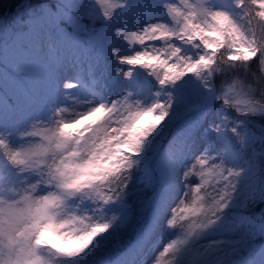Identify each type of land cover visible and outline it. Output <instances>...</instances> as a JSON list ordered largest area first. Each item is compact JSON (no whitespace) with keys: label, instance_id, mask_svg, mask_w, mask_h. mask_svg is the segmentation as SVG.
<instances>
[{"label":"snow or ice","instance_id":"6c2138e0","mask_svg":"<svg viewBox=\"0 0 264 264\" xmlns=\"http://www.w3.org/2000/svg\"><path fill=\"white\" fill-rule=\"evenodd\" d=\"M151 7L146 0H89L77 5L75 18L61 6L56 12L35 16L27 32H15L19 42L0 60V88L12 89L17 101L5 108L0 100V158L4 161L0 166V264H79V258L105 244L120 218L77 215L69 212L68 201L78 197L103 205L121 202L132 171L141 165L145 153L159 147L175 120L192 113L199 115L173 134L162 153L164 194L150 225L129 250L135 260L147 256L166 212H170L166 226L178 229L180 235L166 243L151 264H180L199 237L228 226L229 209L264 199V182L244 189L233 182V177L251 167L239 172L229 167L226 161L235 159L236 153L223 136L231 132L244 148L246 136L238 129L251 123V117L264 116V103L257 100H264V0H231L230 6L216 0H179V4L160 0L162 14L153 13ZM65 19L74 25L71 32L61 26ZM117 22L122 26L117 27ZM41 24L44 27L35 31ZM117 41L123 49L116 46ZM108 55L114 63H103ZM85 63L87 82L80 71H74L72 79L61 85L60 74L66 67L79 69ZM101 63L103 82L96 76ZM138 69L157 85L148 105L133 99L131 89H120V81L137 84ZM218 74L225 76L219 88ZM188 77L199 85L194 86L191 100L175 92L187 86ZM81 85L92 97L75 100L82 111L58 104L61 86ZM213 101L240 119L233 122L218 111L208 128L226 147L186 165L192 141L207 115L200 109ZM41 108L48 113L46 119L31 116ZM22 117L37 122L31 131H19L13 125ZM14 133L32 146L17 150L10 139ZM181 169L183 179L195 175L199 183L188 185L183 199L171 208ZM32 175L37 177L35 182L28 180ZM41 186L49 190L42 192ZM247 224L233 252L238 246L251 247L257 235H264V223L249 219ZM260 256L264 264V248Z\"/></svg>","mask_w":264,"mask_h":264},{"label":"rangeland","instance_id":"374dc122","mask_svg":"<svg viewBox=\"0 0 264 264\" xmlns=\"http://www.w3.org/2000/svg\"><path fill=\"white\" fill-rule=\"evenodd\" d=\"M61 2L62 0H57L56 6H43L35 11H32L30 13V16L26 20H22L20 17H18L16 21L17 26L20 27L19 32H27L28 25L32 23V19L42 12L58 11L60 9L58 5H60ZM87 2H89V0H76L77 5H81ZM146 2L152 5L150 10L153 13L162 14V10L158 7L160 0H146ZM175 3L179 4V0H175ZM216 3L230 6L231 0H216ZM68 15H71L73 16V18H75L78 15V9L75 8L74 10H68ZM70 24L74 26L71 22ZM116 26L120 27L122 26V23L117 22ZM41 29L42 27L39 25L35 28V31L39 32ZM24 35L27 36L28 34L25 33ZM3 36H6V34H4ZM18 42L19 36H17L16 34L13 37L9 36L7 38H4V40L1 41L2 53L0 60L4 59V54L7 53V51L13 44H16ZM116 46H119L122 49L124 47L119 41H117ZM29 47L31 48L30 42ZM110 62L114 63L113 58L108 55L105 57L103 63L106 64ZM103 63L98 65V67L96 68V76L97 78L101 79V82H103V77L101 76V72L104 66ZM115 66L118 67V65ZM74 71H80L84 76L85 82H87L88 65L87 63H85L79 69H73L71 66L66 67L60 74L61 85L63 84L64 80L72 79ZM135 80L139 87H137V84H133L132 82L120 81V89L129 88L134 92L133 99H139L144 105L150 104L155 98V92L158 90L154 78L147 76V74L143 70L138 69V75L135 77ZM186 84L187 86L180 87L175 90V92L178 96L183 97L185 100H191L195 95V87H198L199 85L194 77H188L186 80ZM97 90L103 91V89L99 85H97ZM66 97H72L74 99H68ZM91 98V95L86 91L83 85L78 86L74 89H64L61 86L58 93V104L60 106L68 107L70 110L75 108L76 111H82L83 109L79 105L75 104V100H87ZM164 98L165 97L163 96L161 97V99ZM0 100H2L3 106L5 108H12L17 103L15 93L12 89L7 87L0 88ZM218 111L224 115L229 116L231 118V121L233 122H238L240 119L239 115L234 113L233 111L223 109L219 101H213L202 107L200 109V112H206L207 115L203 119V122L200 124L199 130L196 132L195 137L192 141L191 152L184 161L186 165L194 163L195 157L197 156L205 154L215 155L216 152H218L221 148L226 147L224 141L220 138V136L208 128L210 122L217 120ZM47 115V111L43 108L38 109L31 114V116L34 118L43 119H46ZM195 115H199V113L188 114L182 118L175 120L169 127H174L173 133L171 135H169V133H165V135L160 138L159 147L156 150L147 151L144 155V159L146 160V163L143 167L144 182L150 187H158V191L155 194L154 199L148 203V206L145 209V212L149 216L148 219L150 220V223L152 215L158 208L165 190V167L162 160V153L167 147L168 142L171 140L173 134L178 129L183 128L187 125L188 121L193 118H188L189 116ZM251 119V123H247L238 129L246 136V147L241 148V146L236 141V137L233 136L231 132L223 133V136L230 142L227 147H230V149L236 153L235 159H227L226 162L228 163L229 167H232L234 172H239L241 171V169H249L251 167V171L242 173L240 177L232 178V180L235 179L237 182L243 183L242 189L250 187L253 184L259 185L260 182H264V179H258L261 176L258 172H262V174L264 175V156L260 155V153L264 151V148H262L264 147V126L261 125V123H258L255 117H251ZM34 123L37 122L29 121L27 117H22L15 120L13 122V125L19 131H31L32 124ZM10 139L11 143L17 150H19L21 147L28 148L32 146L30 142L20 138L19 135H16L15 133ZM253 147L255 148L256 155H253ZM3 162V159L0 158V166L3 165ZM217 163H219V161H217ZM182 172L183 169L180 170L177 178V187L174 198L170 199L169 201L171 208H174L176 206L178 200L183 199L184 193L188 190V185L195 186L199 183V179L195 175L188 178L187 180L183 179ZM36 179L37 177L35 175L28 177L29 182H35ZM213 183H215V181H213ZM48 190L49 189H47L46 187L41 186L42 192H46ZM78 206L82 208L80 215L93 216V218L97 220L101 215L106 220L110 219L113 215H116L120 218L116 223L118 224V226L121 225V220H124L123 225H125L130 218L127 209L119 208L115 210L110 204L103 205L102 202H93L87 206H81L80 202L78 203ZM236 208L237 207H234L228 210V226L224 229H217L213 232L205 233L204 235L199 237L194 242L192 252L187 256L181 257L180 264H239L240 261H243V259L251 252L252 246H238L237 252L232 251L233 247L236 246L235 242L240 240L248 229V224L244 220L245 216L241 214L243 212L234 211ZM239 208H242V206ZM169 215L170 212L164 213L160 226L153 235L152 241L150 243V251L143 259V261H141L139 258L135 260V255L129 252V254L123 261L116 264H151V260L155 256L159 255V252L162 250L164 245L170 242L172 239H176L177 236L180 235V231L178 229H169L166 226ZM259 218L260 216L258 215L257 219ZM149 225H147L144 232ZM115 226L116 225H114V228ZM260 260L261 256L253 264H260Z\"/></svg>","mask_w":264,"mask_h":264},{"label":"trees","instance_id":"16d2710c","mask_svg":"<svg viewBox=\"0 0 264 264\" xmlns=\"http://www.w3.org/2000/svg\"><path fill=\"white\" fill-rule=\"evenodd\" d=\"M55 5L54 0H0V41L3 34H12L19 32V28L16 27V18L21 17L22 19H27L32 11L37 10L44 5ZM73 29H68L71 32ZM54 56V53H53ZM0 57H1V43H0ZM225 80L223 74H218L216 77V86L220 87L221 83ZM260 103H264V100H260ZM257 121H262L264 124V116L256 115L254 116ZM165 133L171 135L173 130L171 128L166 130ZM162 138V137H161ZM169 138V136H168ZM144 164V158L142 159L141 165L134 168L132 171V179L128 184L126 194L123 200L119 203L113 202L116 206H123L129 208L131 213V218L125 227H119L116 229L115 234L107 240L105 244L101 247L93 249L92 252L86 257H81L79 264H102L109 260H113L119 253L125 251L134 241L143 233L144 228L148 225V222L143 218V210L147 206V202L152 200L153 194L157 188H150L143 181L142 167ZM81 199L74 197L72 201L68 204V209L70 212L74 211L75 214H79V209L77 208V201ZM84 204L92 203L94 201L85 198L81 200ZM242 210L248 216L262 215L264 222V203L258 202H248L244 208H238ZM264 243V239L258 244L255 255L258 253L259 249ZM254 255V257H255ZM120 258V255L118 256Z\"/></svg>","mask_w":264,"mask_h":264},{"label":"clouds","instance_id":"9594fccd","mask_svg":"<svg viewBox=\"0 0 264 264\" xmlns=\"http://www.w3.org/2000/svg\"><path fill=\"white\" fill-rule=\"evenodd\" d=\"M63 6L64 8L68 10H74L77 7L76 0H62L61 4L58 5V7ZM42 28L44 27L43 24L40 25ZM74 127V125H73Z\"/></svg>","mask_w":264,"mask_h":264}]
</instances>
